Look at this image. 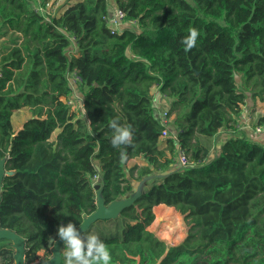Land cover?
I'll return each instance as SVG.
<instances>
[{
  "label": "trees",
  "instance_id": "1",
  "mask_svg": "<svg viewBox=\"0 0 264 264\" xmlns=\"http://www.w3.org/2000/svg\"><path fill=\"white\" fill-rule=\"evenodd\" d=\"M55 1L0 0V151L14 172L0 188V226L26 240V263L59 226L78 229L96 211V185L107 206L160 175L83 233L105 243L110 264H264V139L242 127L244 108L264 104V0H69L53 14ZM115 9L134 22L121 33L105 20ZM189 28L199 37L186 53ZM72 73L83 113L68 104ZM23 108L31 116L15 131ZM113 119L131 127L132 146H112ZM263 124L264 111L252 126ZM178 150L188 167L178 169ZM161 204L190 225L177 246L148 229ZM14 254L0 239V264Z\"/></svg>",
  "mask_w": 264,
  "mask_h": 264
},
{
  "label": "clouds",
  "instance_id": "2",
  "mask_svg": "<svg viewBox=\"0 0 264 264\" xmlns=\"http://www.w3.org/2000/svg\"><path fill=\"white\" fill-rule=\"evenodd\" d=\"M198 37L197 29H188V35L181 40L186 53L196 46ZM109 127L112 130L111 144L114 148L132 146L133 132L130 126H121L118 120L113 119L109 122ZM127 159V152L122 149L120 152L121 164L125 163ZM56 235L64 245L63 264H110V252L97 235H81L77 227L71 222L66 226H59ZM56 242L55 239L50 238L53 247H55Z\"/></svg>",
  "mask_w": 264,
  "mask_h": 264
},
{
  "label": "rangeland",
  "instance_id": "3",
  "mask_svg": "<svg viewBox=\"0 0 264 264\" xmlns=\"http://www.w3.org/2000/svg\"><path fill=\"white\" fill-rule=\"evenodd\" d=\"M55 2H58L56 7L61 5L60 8H62L63 5L69 2V0H56ZM152 93L157 94V89L156 88L152 89ZM167 103L168 101L166 99L163 101H158V100L156 101L157 107L158 109H160L158 113H160L161 116L164 114L163 107L167 106ZM256 104H257L256 107H254V105H250L247 108H244L243 116L250 118L249 114L250 113L253 114L254 112H256V108L260 109V107H262V109H264V104H260V102H257ZM257 115L259 114H255L254 116L255 119L252 122L256 121ZM30 116H31L30 110L27 108H23L21 109L20 112L15 113L14 117L12 118L14 130L17 131L19 126L21 124H24V122H26L30 118ZM250 122L251 119H247L245 121V118L244 121L242 122V127L247 132V136L255 140L264 139V137L258 136L253 133V131L249 127ZM55 137L56 134L52 136V139H55ZM220 140L221 142L223 141V139ZM220 140L219 142L218 139L216 140V145H217L216 151H218L219 146L221 145ZM163 141L164 142H162V145H165L166 140L164 139ZM212 157L213 155H211V158ZM132 163L135 164V162ZM152 181L150 180L144 182L142 189L146 190L155 181H157V179H153ZM135 187H138V184L135 183ZM150 229L149 230L154 232L161 240L165 241L168 244V246H173V245L177 246L180 243H182L181 241H183L187 237L188 231L190 229V225L183 215L178 213L175 210V208L171 207L170 209L162 208V210H157V215L155 216V220L152 223ZM52 248H51V252L50 250L48 252H44V251L39 252L38 259H36V261L31 264L40 263L41 261H46L48 257L52 258L53 257Z\"/></svg>",
  "mask_w": 264,
  "mask_h": 264
},
{
  "label": "water",
  "instance_id": "4",
  "mask_svg": "<svg viewBox=\"0 0 264 264\" xmlns=\"http://www.w3.org/2000/svg\"><path fill=\"white\" fill-rule=\"evenodd\" d=\"M183 168L184 167H181L180 165L178 166V169H183ZM13 173H14L13 171L5 170V158L2 157L1 151H0V188H1L4 176L6 174L12 175ZM166 174L167 173H165V175ZM162 177L163 176H160V175L156 177H149V178L142 180L141 182L136 183L138 184V187L134 188L133 194H131L129 197L115 201L107 206L104 204V201L102 200L100 185H96L95 189L98 190L97 209L93 214L89 215L88 217L84 219V222L78 228V231L82 235L95 222L99 220H107L110 218H116L123 208L133 204V202L136 200L137 197H139L140 195L144 194L147 190H149L153 184L161 181ZM153 179H157V181H155L146 190H143L142 186L144 182H147L150 180L152 181ZM0 201H1V194H0ZM0 239H7L11 241L12 247L14 248V251H15V254H14L15 263L14 264H28L26 263L27 242L22 236L16 234L13 231L2 229L0 226ZM52 247L53 246L50 244V250ZM63 247H64L63 242L59 241L58 239L55 247L52 248L53 257L49 258L46 261H41L40 263H35V264H61L62 262L61 250Z\"/></svg>",
  "mask_w": 264,
  "mask_h": 264
},
{
  "label": "built area",
  "instance_id": "5",
  "mask_svg": "<svg viewBox=\"0 0 264 264\" xmlns=\"http://www.w3.org/2000/svg\"><path fill=\"white\" fill-rule=\"evenodd\" d=\"M38 10L39 8H35ZM105 20L111 30L112 33H121L123 25L126 23H134L133 21L128 22L126 20V14L120 9H115L113 12H111L107 17H105ZM69 85L73 90L74 96L68 100V104L75 110V111H81L83 113V102L84 98L79 96L78 90L80 87V84L82 83V78L77 73H72L68 76ZM162 124L167 127L169 124L168 119L166 118L165 113L161 117ZM250 125V124H249ZM248 125V126H249ZM250 129L253 131L254 134L258 136H264V124L263 125H255V126H249ZM168 130L164 129L162 132L161 139L164 140L168 137ZM177 159L178 163L181 167H188L191 163L189 161L188 156L185 154L183 150L177 151ZM97 179V176L95 177Z\"/></svg>",
  "mask_w": 264,
  "mask_h": 264
},
{
  "label": "crops",
  "instance_id": "6",
  "mask_svg": "<svg viewBox=\"0 0 264 264\" xmlns=\"http://www.w3.org/2000/svg\"><path fill=\"white\" fill-rule=\"evenodd\" d=\"M57 3L58 2H56V4H55V7L53 8V11H54V13L53 14H59L60 12H61V10H62V8H60V6L61 5H59L58 7H56L57 6ZM260 104H263V103H260ZM21 110H19L18 112H20ZM263 111H264V109H262V107H260V109H257L256 108V112H254L253 114H249V116H250V118H248V117H244L243 116V113H242V118H243V121H244V118H245V121L247 120V119H251V122H250V125L252 126V125H254V123L256 122H252L255 118H254V116H255V114H259V115H257V118L263 113ZM258 112V113H257ZM17 113V112H16ZM13 117H14V115H13ZM257 118H256V120H257ZM12 122H13V119H12ZM25 123V122H24ZM23 125L24 124H21L20 126H19V128H18V130L17 131H19V130H21L22 129V127H23ZM224 136V135H223ZM132 162H135V163H139V164H141V161L140 160H133V161H131V163L130 164H133ZM162 206H165L164 204H161V205H158V206H156V207H154V213H155V216L157 215V210H162V208L164 209L165 207H162ZM166 207H168V206H166ZM169 208H171V207H169ZM150 228H151V226H150ZM149 228V229H150ZM150 230H152V229H150ZM182 242V241H181ZM173 245V244H172ZM174 246V245H173Z\"/></svg>",
  "mask_w": 264,
  "mask_h": 264
}]
</instances>
